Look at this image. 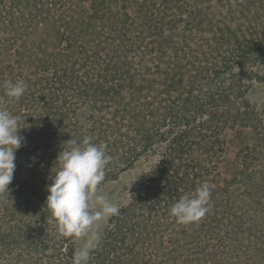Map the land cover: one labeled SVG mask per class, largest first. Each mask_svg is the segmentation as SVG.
I'll list each match as a JSON object with an SVG mask.
<instances>
[{
  "label": "trees",
  "instance_id": "obj_1",
  "mask_svg": "<svg viewBox=\"0 0 264 264\" xmlns=\"http://www.w3.org/2000/svg\"><path fill=\"white\" fill-rule=\"evenodd\" d=\"M27 1L0 0V30L4 34L13 31L21 35L27 29L37 33L29 4L27 11L22 9ZM220 1L217 0L219 6ZM102 2L93 0V5ZM198 2L153 0L140 4L132 15L125 11L84 19L75 14L72 23L83 28L79 32H67L66 43L57 51L41 40H34L32 46L28 44L24 49L25 41H22L19 65L22 61L42 71L41 93H47L50 97L43 100L51 103L44 102L48 110L39 116L35 133L20 126L27 130L26 141L33 143L32 153L24 150L27 166L15 161L8 192L0 194V264H72L76 237L60 235L45 206L47 186L58 164L54 159L41 160L39 155L37 158L41 147L35 146L54 142L52 153L58 155L69 146L68 140L80 141L85 136L91 137L93 143L106 145L107 154L112 157L105 169V180L115 178L118 172L137 162L148 163L145 174L119 202V214L109 218L89 264H97L102 256H111L107 253L125 245L130 232L141 231L146 208L150 206V215L161 213L163 218L172 220L178 240H184L192 252L211 256L210 247L200 232L185 235L181 232L182 224L170 216V207L181 197L172 192L173 189L176 193L182 192V186L195 190L208 182L214 194L225 188L230 199L240 198L236 195L237 186H242L239 181L224 178L219 187L220 179L217 182L207 164L200 163L198 170L195 168L198 161L187 157L191 149L194 152L198 147V151L204 149L201 153L205 158L209 154L207 158L212 162L224 137L215 144L226 128L231 127L237 134L253 129L245 121L249 107L245 94L252 80L259 79L254 65L264 63V3L243 0L255 7L246 15L248 24L244 25L242 18L236 23V17L229 13L230 18L221 21L223 27L215 29L207 13L201 11H198L199 22H191ZM15 11L20 13L14 15ZM178 17L183 25L177 24ZM97 21L101 28L96 26ZM193 24L201 29L191 28ZM178 27L183 28L185 38L180 46L174 35ZM206 31L208 35L204 34ZM9 41L7 35H0L2 60L12 57L7 50ZM135 47H141L147 55L134 62L128 54ZM49 61L52 66L45 72ZM8 63L4 61L5 72L12 67ZM67 73L72 83L69 87L57 83ZM23 81L34 96L36 84L33 81L30 84L25 77ZM86 124L90 127H85ZM31 158H37L36 164H30ZM247 159L244 154L242 163ZM249 189L250 198L259 208L257 188L250 186ZM244 194L248 196L246 191ZM238 218L227 216L230 229L231 225L240 224ZM143 241L156 244L150 238ZM136 246L137 242L128 244L126 251ZM132 254L138 256L139 252ZM131 264L139 262L134 258ZM206 264L215 263L211 258Z\"/></svg>",
  "mask_w": 264,
  "mask_h": 264
},
{
  "label": "rangeland",
  "instance_id": "obj_2",
  "mask_svg": "<svg viewBox=\"0 0 264 264\" xmlns=\"http://www.w3.org/2000/svg\"><path fill=\"white\" fill-rule=\"evenodd\" d=\"M151 1L153 0H103L102 3H97V6H94L93 0H28L22 9L27 11L29 4L34 14L33 21L38 27L37 33L27 29L21 35L19 32L13 31L11 33L6 31L4 34L2 29L0 30L2 37L7 35L10 38L7 50H10L8 55L11 54L12 56L5 60L0 58V108L9 111L12 115L19 116L20 126L24 125L35 133L36 129L39 128L37 124L39 116L48 110L46 109L48 106H43L44 102L48 101V103H51L50 100H43L50 96L45 92L41 93V88L43 87L42 71L35 70L34 66L29 67L22 61L21 65H19V51L23 49L21 46L22 41H25L24 49L28 47V44L32 46L34 40H41L43 44L48 47H54L57 51L61 44L64 45L66 43V37L64 36L67 35V32H79L83 28L82 25L72 23L73 15L78 14L79 17L84 19L89 18L91 15L97 18L110 13H125V11L130 12V15H132L133 11L138 10L140 4ZM251 1L254 2L256 0ZM220 2L221 5L219 6L217 0H199L198 7L194 9L197 13L194 17H190L191 22H199L201 15L198 11H201L207 13L215 29L217 26L223 27V22L221 21L229 19V13L236 17V23L238 18H242L244 25H247L246 15H249L248 11L255 10L253 3H244L243 0H221ZM262 2L264 3V0ZM32 4L34 7L31 8ZM230 5L236 6V9ZM14 13V15H17L20 12L15 11ZM178 19L177 24L183 25L184 22L181 21V18L178 17ZM10 20L9 22H11ZM12 20L13 22L16 21V19ZM99 25L100 23L97 21L96 26L101 28ZM190 26L191 28L201 29L194 24ZM207 26L205 23L204 27L206 28ZM9 29H12V27ZM184 30L187 31L189 29ZM182 32L183 28L178 27V30L174 33L178 46L185 39ZM204 34L208 35V31ZM128 55L133 57L135 62L147 54L144 53L141 47H135L129 51ZM7 60L9 62L8 65H12V67L5 72L7 69L3 68L5 66L4 61ZM49 63L50 65L44 69L45 72L50 71L52 64L50 61ZM253 70L258 74L259 79L252 80L251 86L248 87L245 94V99L249 105L245 121L253 129H248L249 131L246 133L237 134L231 127L226 128L215 144L217 145L224 137L225 140H222V147L216 151L212 162L207 158L209 154L205 158V154L202 155L203 153H201L204 149L198 151V147H195L194 152L191 149V154L187 157L189 160L196 159L198 161V165L195 167L198 170L201 168L199 166L200 163L207 164L208 168L212 169L211 173L217 179V182L220 179V183L218 182L219 187H222V179L224 178L227 181L236 179L239 181L238 183L242 184L240 188L237 184L239 190L236 191V195L240 198L230 199L225 188L223 192H221L222 190H218L215 194L211 192L208 205L209 211L205 216L199 222L180 225L181 232H184L185 235L188 232H200L204 237L205 244L210 247L211 256H198L197 252H192L184 240H178V231L176 232L175 224L172 220L163 218L161 213L157 216L150 215L152 212L150 206V208H146V216L144 218L146 221L145 223L142 221L140 228L142 230L135 229L134 232H130L127 235L128 238L125 245L110 250L107 254L110 253L111 256L107 255L106 258L102 256L98 259L97 264H131L134 258L138 260L139 264H200L199 262L206 264L207 260L211 258L215 264H264V63L255 64ZM68 73L57 83H63L67 87L71 86L72 83ZM24 77L29 83L33 81L36 84L34 96L26 86L25 93L18 100L8 97L5 88L6 82L9 80L12 82L23 81ZM27 96H30V98H27ZM241 113H243V107ZM26 132L27 130H24L23 127L19 129V134L24 140L22 146L15 152V161L20 163L21 166H27L24 150L31 152L30 146L33 145V143L26 141L24 137ZM49 143L48 146L37 143L38 145L35 147H41L37 158L39 155L41 160L56 159L57 155L52 153L54 152V142L50 141ZM246 148L250 150H246ZM107 150L106 147V152ZM251 151H255L257 155L252 154ZM244 154H247L248 158L245 164L242 163ZM37 158H31L30 164H36ZM147 166L148 163L146 162H137L131 168L118 172L115 178H107L98 188L99 193L106 194L113 203L119 205L124 194L128 190L133 189L138 179L145 174ZM189 173H191L190 170ZM247 174L249 175L248 177ZM250 186L257 188L259 208H257L256 201L250 198L252 196L251 188L249 189ZM181 189L182 192L179 191L178 193L173 189L172 194L182 196L194 191H189L185 186H182ZM245 191L248 196L244 194ZM223 197H225V200H222ZM214 199H216V206L213 209L212 202ZM227 207L231 208V210L228 211ZM210 212L213 213L211 218H209ZM233 215L240 217L237 221L241 224V227L240 224L237 226L231 225L233 228L230 229V225L227 224V216ZM213 217L216 218V221ZM108 220L102 224L101 237L108 226ZM211 221L212 223H209ZM258 222L262 223L258 224ZM143 238H150L156 244H148L143 241ZM83 242V239H74L75 251L82 246ZM134 242H137V246L132 247L127 252L126 246ZM161 243L164 246H159ZM95 249L91 252V255L94 254ZM258 249L259 253L256 254ZM136 252H139L138 256H133L132 253ZM196 258L200 259L199 262L196 261Z\"/></svg>",
  "mask_w": 264,
  "mask_h": 264
},
{
  "label": "clouds",
  "instance_id": "obj_3",
  "mask_svg": "<svg viewBox=\"0 0 264 264\" xmlns=\"http://www.w3.org/2000/svg\"><path fill=\"white\" fill-rule=\"evenodd\" d=\"M5 88L13 100L26 91L23 81L9 80ZM21 128L19 116L0 108V194L8 192L13 179L15 152L24 140L19 134ZM68 145L55 159L58 167L52 171L45 206L60 235L84 241L74 252L72 264H89L91 252L100 243L103 222L119 214V206L98 191L112 157L107 154L106 145L93 143L88 136L80 141L70 139ZM210 197L211 187L203 182L192 193L182 195L170 207V215L185 225L199 222L209 211Z\"/></svg>",
  "mask_w": 264,
  "mask_h": 264
}]
</instances>
